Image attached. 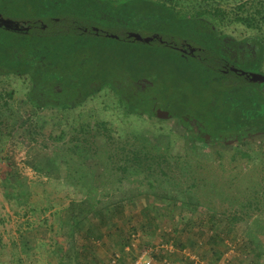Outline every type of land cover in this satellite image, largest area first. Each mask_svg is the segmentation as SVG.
Returning a JSON list of instances; mask_svg holds the SVG:
<instances>
[{"label": "rangeland", "instance_id": "rangeland-1", "mask_svg": "<svg viewBox=\"0 0 264 264\" xmlns=\"http://www.w3.org/2000/svg\"><path fill=\"white\" fill-rule=\"evenodd\" d=\"M197 1L175 5L191 16ZM245 2L257 12L264 0L217 4L234 17L247 14L239 8ZM8 5L4 17L30 18ZM218 26L236 37L252 32L238 20ZM140 27L132 31L155 32ZM31 90L27 79L0 76V264H264V134L242 143L250 151L245 159H222L212 152L224 149L216 144L192 153L177 117L127 114L111 87L72 108L44 106ZM137 146L153 151L147 160L163 159V169L148 167L146 158L123 164ZM215 188L236 196L209 202ZM248 195L260 208L243 206ZM178 199L190 209L176 207ZM202 200L218 209L235 202L247 219L231 222L235 207L210 217ZM213 223L220 236L212 251ZM144 243L151 244L140 251Z\"/></svg>", "mask_w": 264, "mask_h": 264}, {"label": "trees", "instance_id": "trees-1", "mask_svg": "<svg viewBox=\"0 0 264 264\" xmlns=\"http://www.w3.org/2000/svg\"><path fill=\"white\" fill-rule=\"evenodd\" d=\"M176 1L0 0V11L11 8L10 3L30 12V18L16 20L20 28L0 25V76L27 79L31 97L51 107L72 108L111 87L127 114L177 117L189 132L192 153L216 144L224 147L212 151L219 158L231 153L234 161L245 159L250 156L243 148L247 139L264 134V82L247 74L264 72V3L257 12L254 5L242 3L239 8L247 14L227 17L219 0H198L191 16L181 15ZM225 18L244 23L252 32L236 37L222 31L218 22ZM140 26L157 36L144 41L130 35ZM100 125L108 129L105 122ZM152 152L137 146L126 153L123 164L130 161L136 167ZM144 162L153 169L165 165L160 158ZM215 189L216 194L206 197L209 202L227 203L236 196ZM250 197L242 199L243 206L260 208ZM209 202L202 200L213 212L210 217L235 207L230 221L247 219L235 202L223 209ZM184 204L175 201L182 211L190 209ZM215 228L217 223L208 240L212 251L220 236ZM150 244L144 243L140 251ZM167 253L163 250L162 257Z\"/></svg>", "mask_w": 264, "mask_h": 264}, {"label": "water", "instance_id": "water-1", "mask_svg": "<svg viewBox=\"0 0 264 264\" xmlns=\"http://www.w3.org/2000/svg\"><path fill=\"white\" fill-rule=\"evenodd\" d=\"M0 25H3L7 28H20V22L10 19V18H6L3 16V14L0 12ZM130 35H132L133 37H135L138 40H144V41H150L154 38V36H157V34L155 35H148V36H144L143 34L136 32V31H131ZM234 69H238V68H234ZM242 72L246 73L247 71L242 70ZM254 81H260V82H264V72H260V71H250L247 73Z\"/></svg>", "mask_w": 264, "mask_h": 264}, {"label": "built area", "instance_id": "built-area-1", "mask_svg": "<svg viewBox=\"0 0 264 264\" xmlns=\"http://www.w3.org/2000/svg\"><path fill=\"white\" fill-rule=\"evenodd\" d=\"M170 246L173 247L172 244L168 243V244L166 245V249H167V251H170V252H171V251H173L174 249H173L172 247H170ZM148 250H149V249H148ZM152 250H153V249H151V252H152ZM142 252H143V251H142ZM143 253H144V255L146 254L145 251H144ZM141 254H142V253H141ZM138 262H139V264H140L141 261H138ZM145 264H151V263H150V261H148V262H146Z\"/></svg>", "mask_w": 264, "mask_h": 264}, {"label": "flooded vegetation", "instance_id": "flooded-vegetation-1", "mask_svg": "<svg viewBox=\"0 0 264 264\" xmlns=\"http://www.w3.org/2000/svg\"><path fill=\"white\" fill-rule=\"evenodd\" d=\"M188 47H190L191 49H193L194 47H192L190 44H188ZM250 72V71H249ZM261 72V71H260Z\"/></svg>", "mask_w": 264, "mask_h": 264}, {"label": "bare ground", "instance_id": "bare-ground-1", "mask_svg": "<svg viewBox=\"0 0 264 264\" xmlns=\"http://www.w3.org/2000/svg\"><path fill=\"white\" fill-rule=\"evenodd\" d=\"M143 262H140V264H142ZM145 264V263H144Z\"/></svg>", "mask_w": 264, "mask_h": 264}]
</instances>
